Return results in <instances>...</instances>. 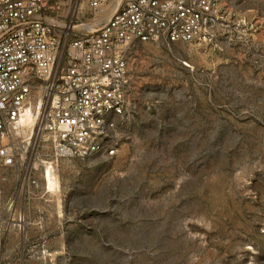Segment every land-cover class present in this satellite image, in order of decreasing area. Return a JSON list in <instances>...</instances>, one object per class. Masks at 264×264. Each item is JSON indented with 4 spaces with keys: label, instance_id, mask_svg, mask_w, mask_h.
Wrapping results in <instances>:
<instances>
[{
    "label": "rangeland",
    "instance_id": "obj_1",
    "mask_svg": "<svg viewBox=\"0 0 264 264\" xmlns=\"http://www.w3.org/2000/svg\"><path fill=\"white\" fill-rule=\"evenodd\" d=\"M222 7L213 43L131 51L115 158L55 160L32 139L0 164V264H264V1Z\"/></svg>",
    "mask_w": 264,
    "mask_h": 264
},
{
    "label": "built area",
    "instance_id": "obj_2",
    "mask_svg": "<svg viewBox=\"0 0 264 264\" xmlns=\"http://www.w3.org/2000/svg\"><path fill=\"white\" fill-rule=\"evenodd\" d=\"M117 1L0 0L2 167L21 165L32 139L55 160L115 158L134 109L131 51L147 43L209 44L228 27L224 0H121L114 10ZM27 110L33 126L24 136ZM24 179L36 185L29 172Z\"/></svg>",
    "mask_w": 264,
    "mask_h": 264
},
{
    "label": "bare ground",
    "instance_id": "obj_3",
    "mask_svg": "<svg viewBox=\"0 0 264 264\" xmlns=\"http://www.w3.org/2000/svg\"><path fill=\"white\" fill-rule=\"evenodd\" d=\"M121 0H118L115 7H114V10L117 8V6H119ZM33 126V120H32V112L30 110H27L26 113H25V117L21 123V133L22 131L25 129H27L30 133V130ZM43 177H44V180H45V187H46V190L48 192H51L52 194H55L58 189H59V185H58V182H57V179L54 175V172H53V167L52 166H47L46 170L44 171V174H43Z\"/></svg>",
    "mask_w": 264,
    "mask_h": 264
}]
</instances>
